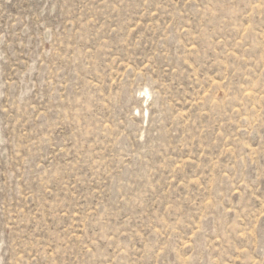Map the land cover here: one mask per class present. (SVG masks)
Returning a JSON list of instances; mask_svg holds the SVG:
<instances>
[{"label":"rangeland","instance_id":"obj_1","mask_svg":"<svg viewBox=\"0 0 264 264\" xmlns=\"http://www.w3.org/2000/svg\"><path fill=\"white\" fill-rule=\"evenodd\" d=\"M0 264H264V0H0Z\"/></svg>","mask_w":264,"mask_h":264},{"label":"bare ground","instance_id":"obj_2","mask_svg":"<svg viewBox=\"0 0 264 264\" xmlns=\"http://www.w3.org/2000/svg\"><path fill=\"white\" fill-rule=\"evenodd\" d=\"M146 94H149L148 92H146Z\"/></svg>","mask_w":264,"mask_h":264}]
</instances>
